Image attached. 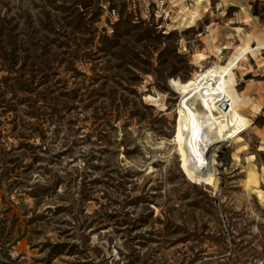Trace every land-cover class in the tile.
<instances>
[{
  "label": "rangeland",
  "instance_id": "obj_1",
  "mask_svg": "<svg viewBox=\"0 0 264 264\" xmlns=\"http://www.w3.org/2000/svg\"><path fill=\"white\" fill-rule=\"evenodd\" d=\"M245 43L193 162L171 83ZM0 264H264V0H0Z\"/></svg>",
  "mask_w": 264,
  "mask_h": 264
},
{
  "label": "bare ground",
  "instance_id": "obj_2",
  "mask_svg": "<svg viewBox=\"0 0 264 264\" xmlns=\"http://www.w3.org/2000/svg\"><path fill=\"white\" fill-rule=\"evenodd\" d=\"M258 48L245 43L225 64H210L196 78L171 83L180 94L176 146L191 161L201 165L210 163L207 152L213 143L219 142L230 129L248 125L239 112L244 101L235 90L233 71L244 54L253 53ZM197 57L204 59L202 54ZM223 103L225 108L221 106Z\"/></svg>",
  "mask_w": 264,
  "mask_h": 264
},
{
  "label": "water",
  "instance_id": "obj_3",
  "mask_svg": "<svg viewBox=\"0 0 264 264\" xmlns=\"http://www.w3.org/2000/svg\"><path fill=\"white\" fill-rule=\"evenodd\" d=\"M223 108H225L226 106H225V103H223L222 105H221Z\"/></svg>",
  "mask_w": 264,
  "mask_h": 264
}]
</instances>
